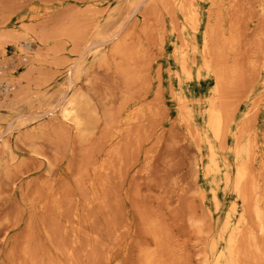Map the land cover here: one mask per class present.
<instances>
[{
    "label": "rangeland",
    "instance_id": "rangeland-1",
    "mask_svg": "<svg viewBox=\"0 0 264 264\" xmlns=\"http://www.w3.org/2000/svg\"><path fill=\"white\" fill-rule=\"evenodd\" d=\"M175 1L0 0V264H144L145 252L211 264L212 244L226 252L224 224L264 239L233 186L246 146L245 192L264 221V0ZM26 25L42 41L25 64L21 41L3 36ZM72 98L78 127L59 112ZM213 103L227 110L223 141L208 125Z\"/></svg>",
    "mask_w": 264,
    "mask_h": 264
},
{
    "label": "bare ground",
    "instance_id": "bare-ground-1",
    "mask_svg": "<svg viewBox=\"0 0 264 264\" xmlns=\"http://www.w3.org/2000/svg\"><path fill=\"white\" fill-rule=\"evenodd\" d=\"M184 1V0H183ZM182 1V2H183ZM176 3H177V0L175 1ZM175 2H173V3H175ZM186 2H190V0H187ZM179 3L178 5H179V10H181L186 16H187V14L186 13H188L189 15L191 14V13H194L193 12V6H192V4H190V5H188V3ZM192 2V1H191ZM218 2V1H217ZM175 3V4H176ZM210 4V3H209ZM174 5V4H173ZM175 7V6H174ZM178 7V6H177ZM207 10H208V8H207ZM217 11V10H216ZM208 13V12H207ZM210 15H212V14H210ZM216 15V14H215ZM207 17H210L209 16V14H208V16ZM34 18V17H33ZM185 18V17H184ZM183 18V19H184ZM210 18H212V17H210ZM214 18V17H213ZM185 19H187V18H185ZM184 19V20H185ZM194 19V18H193ZM193 19H192V17H191V15L189 16V18L187 19L188 21H187V23L188 24H191L192 26H194V24H195V20H194V22H192L193 21ZM195 19H197V17H195ZM30 20V19H29ZM33 20V19H32ZM210 20V19H209ZM171 21H173L174 22V20H171ZM186 21V20H185ZM210 21H213V20H210ZM172 22V24H174ZM196 22H197V20H196ZM219 22V21H218ZM209 23V22H208ZM220 24V23H219ZM218 24V25H219ZM196 25V24H195ZM2 26V25H1ZM172 26H174V25H172ZM181 26H182V24H181ZM188 26V25H187ZM33 27L34 26H23V27H21L19 30H12L13 32H11V33H9V34H5L3 37L4 38H14V39H16V40H20L21 41V43L20 42H18V43H20V44H18L19 45V51H20V53H21V57L19 58V60H21V61H23V63L25 62V64H26V62L27 61H29L30 63L31 62H33V60H34V58L32 59H30L29 58V55H30V53H31V48H32V44L36 41V40H38L39 38H37L36 36H35V34L33 33L34 32V29H33ZM175 27H176V29L175 30H177V25H175ZM195 27L196 26H194V27H192L193 28V31H194V29H195ZM214 27V26H213ZM218 27V26H217ZM174 28V27H173ZM182 28H183V26H182ZM189 28H191L190 26H189ZM207 28H208V25H207ZM184 29V28H183ZM182 29V30H183ZM216 29L217 28H215V31H216ZM212 30V29H211ZM172 32H173V30H172ZM171 32V33H172ZM179 31H177V33H178ZM205 32V31H204ZM203 32V33H204ZM209 32V31H208ZM175 33H176V31H175ZM176 33V34H177ZM218 33V32H217ZM211 34V33H210ZM179 35V34H178ZM208 35V34H207ZM214 35H216V34H214ZM180 36V35H179ZM37 39H36V38ZM164 37V36H163ZM205 37H206V35H205ZM209 37V36H208ZM215 37V36H214ZM177 39L179 40L180 38H178L177 37ZM208 40V39H207ZM41 42L42 40H38V42ZM182 41H183V39H182ZM185 41V40H184ZM209 42H210V38H209V40H208ZM69 42L70 43H72L73 44V46H76L77 47V43L74 41V39H71V40H69ZM179 42H180V40H179ZM214 42V41H213ZM17 43V42H16ZM88 44V43H87ZM95 43H91L89 46H86L85 47V49H84V51L86 50V51H88V49L90 50V48L91 47H93V45H94ZM180 44V43H179ZM209 44V43H208ZM103 45H105V41H101L100 43H99V45L98 46H102L103 47ZM185 45V44H184ZM183 45V46H184ZM187 45V44H186ZM204 45H206V44H204ZM210 46H211V44H209ZM72 46V45H71ZM183 46H180V48H183ZM210 46H208V47H210ZM76 47H73V49H75ZM175 47V46H174ZM186 47V49H187V46H185ZM184 47V48H185ZM191 47V46H190ZM203 47V46H202ZM207 47V48H208ZM212 47V46H211ZM95 48V47H94ZM101 48V47H100ZM175 49V48H174ZM204 49H205V47H204ZM210 49V48H209ZM70 50V49H69ZM76 50V49H75ZM82 50V49H81ZM194 50V49H193ZM180 51H182V50H180ZM212 50H209V52H211ZM77 52V51H76ZM174 52H176V51H174ZM206 52H208V51H206ZM208 52V53H209ZM71 53H74V52H71ZM79 53V52H78ZM84 53V52H83ZM94 53H96V51L94 52ZM115 53H117V54H120L121 53V48H120V46L119 47H117L116 49H115ZM180 53V52H179ZM182 53V52H181ZM184 54H186L185 52H183ZM182 53V54H183ZM205 54V51L204 50H202V54ZM34 54V53H33ZM98 54V53H97ZM101 54V53H100ZM183 54V55H184ZM2 55V54H1ZM82 55V54H81ZM80 55V56H81ZM84 55V54H83ZM86 55V54H85ZM84 55V56H85ZM94 55V54H93ZM176 55V54H175ZM174 55V56H175ZM209 55H210V53H209ZM3 56V55H2ZM31 56V55H30ZM100 56V55H99ZM103 56V55H102ZM185 56H187V55H185ZM205 57H207L206 55H204ZM81 57H83V56H81ZM101 57V56H100ZM172 57H173V55H172ZM182 57V56H181ZM180 57V58H181ZM209 57V56H208ZM211 57V56H210ZM218 57V56H217ZM79 59H80V57H79ZM82 59V58H81ZM97 59V58H96ZM182 59V58H181ZM181 59H179V60H181ZM5 59H3L2 60V57H1V59H0V70H2V69H4V68H6L7 67V65L5 64V61H4ZM9 60V59H8ZM177 60V59H176ZM192 61H194V60H192ZM202 62H203V60H202ZM211 62V60L209 59V63ZM214 62V61H213ZM213 62H211V63H213ZM6 63H8V62H6ZM21 63V62H20ZM9 64V63H8ZM22 64V63H21ZM28 64V63H27ZM202 64H205V67H203V68H206V69H209V68H211L212 66H214L213 64H210V65H212L211 67H210V65L208 64V62H206V63H202ZM220 64V63H219ZM180 66H181V71L183 72V73H185V76L186 75H189L188 74V72L186 71V61L184 60V59H182V61H180ZM211 71H212V69H210ZM30 71V70H29ZM72 71H75V77H76V79L79 77V75H80V73L82 72V69H81V65H80V63H79V60H77V61H75V62H72V63H70L69 64V66H68V69H67V74L68 73H70V72H72ZM221 71V70H220ZM33 72V71H32ZM222 72V71H221ZM26 73V72H25ZM30 74V73H29ZM29 74H28V77H30L29 76ZM215 74V73H214ZM177 75V74H176ZM221 75H222V73H221ZM27 76V75H26ZM25 77V76H24ZM27 77V78H28ZM178 77V76H177ZM198 77V76H197ZM216 78V77H215ZM214 78V79H215ZM18 80V79H17ZM217 83L219 84V83H221V82H219L218 80H220V75L217 73ZM216 80H215V82H216ZM1 81V80H0ZM8 82V81H7ZM6 82V84H9V83H7ZM11 82V81H10ZM177 82H178V80H177ZM216 83V84H217ZM218 84L216 85L217 87H218ZM12 85V86H11ZM11 85H8V86H6V89H5V92L7 93V94H9V91L11 92V90L13 89L12 87H13V84H11ZM67 85V84H66ZM69 85H71V83H68V87H69ZM21 86V85H20ZM215 86V88H216V91L217 90H219L217 87ZM221 86V85H220ZM71 87V86H70ZM15 88H17V86L15 87ZM214 88V89H215ZM4 92V93H5ZM11 94V93H10ZM175 94V93H174ZM4 95H6V94H4ZM60 95H62V94H60ZM176 95V94H175ZM217 95H219V94H217ZM61 97V96H60ZM174 97V96H173ZM220 97V96H219ZM63 98V97H62ZM70 98V97H69ZM79 98H81V96H79ZM184 98V97H183ZM210 98H212V96L210 97ZM209 98V99H210ZM219 99V101H220V99H221V97L220 98H218ZM176 100H178L177 99V97H176ZM181 100V99H180ZM212 100V99H211ZM210 100V102H212ZM215 100V99H214ZM213 100V101H214ZM217 100V99H216ZM79 101V100H78ZM81 101H82V98H81ZM84 101V100H83ZM184 101H185V99H184ZM209 101V100H208ZM218 101V100H217ZM258 101H259V99H258ZM177 102V101H176ZM183 102V101H182ZM186 102V101H185ZM184 102V103H185ZM215 102V101H214ZM226 102V101H225ZM257 102V101H256ZM180 103V102H179ZM183 103V104H184ZM56 104H57V102H56ZM60 103H58L57 104V106L59 105ZM78 104H82V103H80V101H79V103H77V101L75 100V98L73 99H66V101H64V103L61 105V108H59V110L61 109V111H59V112H61V116H62V120H64L65 122H67V123H72L75 127H78V126H80V122H82L81 120H80V114H79V106H78ZM83 105H85V104H83ZM182 105V104H181ZM185 105V104H184ZM223 105V104H222ZM222 105L219 107V108H217V107H215L214 106V103H213V105H211L210 106V108H209V111H208V125H209V127H210V129H211V132H212V134H213V136H214V138L215 139H220L221 141H223L224 139H221V137L223 138V137H225L223 134H224V130H223V127H225V122H224V117H225V113L227 112V110H226V108H223L222 107ZM229 105V104H228ZM253 105V104H252ZM255 105V104H254ZM181 107L182 108V106H180V105H178L177 104V107ZM223 106H225V105H223ZM230 106V105H229ZM60 107V106H59ZM221 107H222V109L223 110H220L221 109ZM233 107V106H232ZM181 108H179V110L181 109ZM229 108V107H228ZM227 108V109H228ZM56 109V108H55ZM182 109H184V108H182ZM186 109V108H185ZM231 109V108H230ZM188 110V109H187ZM226 110V111H225ZM236 110V109H235ZM235 110H234V112H235ZM252 110V109H251ZM183 111V110H182ZM222 111H224V115H223V113H222ZM228 111H229V109H228ZM85 112V111H84ZM181 112V111H180ZM185 112V111H184ZM183 112V113H184ZM231 113H233V112H231ZM82 114V113H81ZM228 114V113H227ZM247 114V113H246ZM246 114H245V116H246ZM248 114H250V111H249V113ZM133 115V114H132ZM183 115V114H182ZM231 114H229V116H230ZM228 116V117H229ZM183 117V116H182ZM90 118V117H89ZM227 118V117H226ZM226 118H225V120H226ZM231 118V117H230ZM229 118V119H230ZM232 118H233V116H232ZM128 119V118H127ZM185 120H186V118H184ZM228 119V118H227ZM228 119V120H229ZM227 120V121H228ZM91 121V120H90ZM181 121H182V118H181ZM226 121V122H227ZM183 123L185 122V121H182ZM250 122V121H249ZM85 123V122H84ZM87 123V122H86ZM186 123V122H185ZM189 124V123H188ZM229 125V123H226V125ZM243 124V123H242ZM187 125V124H186ZM72 126V125H71ZM82 126H84L83 124H82ZM81 126V127H82ZM243 126V125H242ZM89 127V126H88ZM228 127V126H227ZM226 127V128H227ZM246 127H248V126H246ZM83 128V127H82ZM81 128V129H82ZM243 128V127H242ZM77 129V128H76ZM80 129V128H79ZM80 129V130H81ZM190 129V127L188 128V130ZM192 129V128H191ZM246 129V128H245ZM78 130V129H77ZM241 130H242V132H243V129H239L238 131L240 132V133H242L241 132ZM248 130V129H247ZM247 130H245V131H247ZM79 131V130H78ZM83 131V130H82ZM87 131V130H86ZM249 131H250V129H249ZM223 132V134H222V136H221V133ZM81 133V132H80ZM190 133V132H189ZM194 133V132H193ZM227 133V132H226ZM192 134V133H191ZM190 134V135H191ZM238 134V133H237ZM80 135V134H79ZM82 135V134H81ZM80 135V136H81ZM85 135H86V133H85ZM226 135V134H225ZM245 135H246V132H245ZM252 135V134H251ZM244 136V135H243ZM82 137H84V136H82ZM192 137H194V136H192ZM237 137L239 138V136L237 135ZM240 137H241V135H240ZM248 138H249V136H248ZM252 138V137H251ZM251 138H250V140H251ZM194 139V138H193ZM254 139V138H253ZM196 140V139H195ZM240 140V139H239ZM249 140V141H250ZM198 141V140H197ZM241 141H242V138H241ZM240 141V142H241ZM248 141V142H249ZM253 142V141H252ZM252 142H250V143H248V145L249 144H251ZM198 143H199V141H198ZM225 143V142H224ZM236 143V142H235ZM254 143V142H253ZM198 145V144H197ZM253 145V144H252ZM252 145H249V147L251 146L252 147ZM255 145V144H254ZM254 145H253V147L252 148H254ZM223 146V145H222ZM225 146V145H224ZM238 147V146H237ZM241 147V146H240ZM251 148V149H252ZM221 149V148H220ZM209 151H210V158H211V160H212V163L214 162V156H215V154H214V151H213V147L210 145L209 146ZM249 149H248V147H241V148H239V149H237L236 151H235V155H236V158L240 161V163H239V165L237 166V168H236V172H235V177H234V183H233V186H234V190H235V192H236V194H237V198H239L240 200H241V202L240 203H244V204H247V205H250V208H251V213L253 214V217L255 218L254 220H253V222H255V221H257V228H259V230L258 231H260V232H264V221L262 220V217H261V210L259 209V207H261V206H259L258 207V205L256 204V202L255 203H251V202H253V201H255L254 199H256V198H252L253 197V195H251L250 196V193H249V191H247V192H245V188L247 187L246 185H249V184H247L248 182H249V180L251 179V177L249 176L250 174H249V171H248V166L250 167V165H248L247 163V160H248V157H249ZM253 153H255V152H253ZM253 153H252V155H253ZM254 156V155H253ZM252 156V157H253ZM254 159V158H253ZM250 163V162H249ZM251 168H249V170H250ZM253 169V168H252ZM218 171V170H217ZM251 171V170H250ZM211 172V171H210ZM252 173H253V171H252ZM250 178V179H249ZM226 181H229V177L227 176L226 177ZM251 182V181H250ZM251 184V183H250ZM246 186V187H245ZM251 187V186H250ZM250 187H249V190H250ZM247 189V188H246ZM258 190V189H257ZM257 190H256V192H257ZM211 192H213V191H211ZM251 192V191H250ZM262 192V191H261ZM247 193H249V195L247 194ZM255 193V192H254ZM264 195V194H263ZM201 196V195H200ZM214 197V200L216 201V197L215 196H213ZM250 197H251V199H253V200H250ZM255 197V196H254ZM256 197H257V195H256ZM250 201V202H249ZM249 202V203H248ZM242 203V204H243ZM261 203V202H260ZM260 203H258L259 205H260ZM216 204V203H215ZM241 204V205H242ZM264 204V203H263ZM216 206V205H215ZM233 206V205H232ZM234 206H236V205H234ZM264 206V205H263ZM237 207V206H236ZM244 207V206H243ZM245 207L246 208H248L246 205H245ZM245 207L243 208V209H245ZM217 209H218V207H217ZM216 209V210H217ZM233 210L235 211V208L233 207ZM232 210V211H233ZM233 211V212H234ZM246 211H248V210H246L245 209V211L244 212H246ZM263 211V210H262ZM228 213V212H227ZM247 214H248V212H247ZM241 215V214H240ZM248 217H249V215H247ZM240 217V216H239ZM247 217V218H248ZM264 217V216H263ZM241 218H242V220H241V222L245 219V215L243 214V215H241ZM225 222V221H224ZM226 223V222H225ZM227 224V223H226ZM249 224H250V222H249ZM229 225V224H228ZM251 225V224H250ZM223 226V225H222ZM236 226V225H235ZM255 226V225H254ZM253 226V227H254ZM250 227V226H249ZM236 228V227H235ZM241 228L243 229V226H241ZM256 228V229H257ZM242 229H240V227L238 226L236 229H233L232 228V231H230V233L228 234V235H226V234H224L225 233V231H226V226H225V224H224V226H223V229H222V231H221V233L217 236V237H219V239L220 240H224V242L226 243V252L225 253H222L219 249H218V245L216 244V243H214V244H212L211 246H210V248H209V252H208V254L205 256V261H209V260H211V264H246L247 262L249 263V264H264V239H258L256 236H254V235H252L251 234V232H250V230L249 231H247V230H245V225H244V230L243 231H245L246 233L247 232H249L250 234H245V236L242 234L243 232H242ZM251 229V228H250ZM203 231V230H202ZM203 232H205V231H203ZM255 233H256V231H255ZM259 233V232H258ZM257 234V233H256ZM226 235V236H225ZM262 235H264V234H262ZM261 237H263V236H261ZM156 255H158L156 252H145L144 254H143V257H142V259H143V263L144 264H155V262H156Z\"/></svg>",
    "mask_w": 264,
    "mask_h": 264
}]
</instances>
